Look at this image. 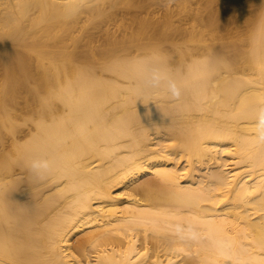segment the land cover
<instances>
[{"label":"bare ground","instance_id":"bare-ground-1","mask_svg":"<svg viewBox=\"0 0 264 264\" xmlns=\"http://www.w3.org/2000/svg\"><path fill=\"white\" fill-rule=\"evenodd\" d=\"M168 1L0 0V264H264V0Z\"/></svg>","mask_w":264,"mask_h":264},{"label":"clouds","instance_id":"clouds-1","mask_svg":"<svg viewBox=\"0 0 264 264\" xmlns=\"http://www.w3.org/2000/svg\"><path fill=\"white\" fill-rule=\"evenodd\" d=\"M172 97L175 99L180 98L181 89L177 88L173 83L171 85ZM258 118L256 117L255 131L256 137L255 141L258 144H264V107L260 108L258 111ZM29 169L33 172L39 179H44L52 169V165L48 159L45 158H34L29 162Z\"/></svg>","mask_w":264,"mask_h":264},{"label":"rangeland","instance_id":"rangeland-1","mask_svg":"<svg viewBox=\"0 0 264 264\" xmlns=\"http://www.w3.org/2000/svg\"><path fill=\"white\" fill-rule=\"evenodd\" d=\"M189 2H190V6L191 7H194V8H196V7H200L201 6V4H200V0H189ZM215 2H216V5H217V8L220 6V5H227L228 3V0H215ZM168 4L170 5V7L172 8V9H175L176 7H174V5L176 6V4H175V1L174 0H169L168 1ZM174 4V5H173ZM156 4L154 3V6H155ZM172 5V6H171ZM160 5H157V6H155V8H154V10L157 12H159V10H160V12L159 13H161L162 11V6H160V9L158 8ZM159 10H158V9ZM157 9V10H156ZM156 13V14H159V13ZM177 22L178 21H180L182 24H184V25H188L189 23H190V21H192V19H175ZM200 20V21H199ZM198 21H199V24L201 23V19H198ZM108 22V21H107ZM107 22H103L102 23V25L100 24V26L101 27H103L102 28V30L103 29H105V28H108L109 30H112V31H117L118 29H117V25H116V22L115 21H109V24L107 23ZM112 22V23H111ZM114 22V23H113ZM104 23H107V24H105L106 25V27H105V25H104ZM236 23H234V24H232V25H235ZM105 27V28H104ZM111 28V29H110ZM117 29V30H116ZM95 34H97V33H99V32H97V29H94V30H92ZM100 31H101V28H100ZM104 31V30H103ZM117 32H119V30L117 31ZM98 35V34H97Z\"/></svg>","mask_w":264,"mask_h":264}]
</instances>
